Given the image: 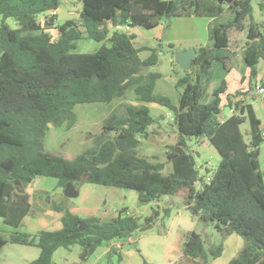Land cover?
Masks as SVG:
<instances>
[{
    "label": "trees",
    "instance_id": "obj_1",
    "mask_svg": "<svg viewBox=\"0 0 264 264\" xmlns=\"http://www.w3.org/2000/svg\"><path fill=\"white\" fill-rule=\"evenodd\" d=\"M80 1L83 9L79 17L57 24L60 0H0V218L14 227L22 224L32 206L26 188L38 176L58 178L65 187L67 183L90 182L132 189L142 203L157 202L164 195L186 189L185 203L194 217L215 223L224 236L237 233L244 238V245L227 264H264V176L257 158L264 130L253 104L245 102L258 86L254 79L264 59V28L255 21L254 0ZM258 3L263 9L264 0ZM225 9L233 17L213 25L212 41L216 48L231 50L237 49L238 42L247 41L244 61L248 74L242 81L246 79L248 84L232 95L244 98L234 101L227 95L223 99L228 87L223 80L211 101L205 102L206 86L200 73L186 74L177 82L184 88L178 105L156 94V82L162 75L145 70L158 63V53L136 47L132 28L153 29L167 17L215 18ZM10 18L17 28L7 23ZM110 25L127 29L111 33ZM52 28L57 29V36L50 33ZM83 33L97 41L109 37L112 45L95 52H72ZM144 50L152 53L142 59L139 54ZM198 51L191 67L209 68L219 58L206 48ZM132 90L137 100L166 106L174 115L179 141L168 146L169 174H165V162L150 161L138 153L141 138L148 137L154 121L144 105H126L125 115L113 112L104 121L103 135L115 132V137L102 139L72 160L45 150L44 136L50 125H75L77 104L110 102ZM226 106H235V114L221 123L220 114ZM246 120L250 123L249 141L241 129ZM188 137L206 138L222 157L213 173L200 165L204 175L199 188L201 171ZM208 175L210 180L205 178ZM55 208L64 212L62 228L34 234L17 231L8 238L0 232V249L7 243L36 246L40 254L29 264H52L59 248L79 244V264H85L90 249L95 251L116 239L128 240L159 215L155 211L142 225L129 214L102 221L63 206ZM224 248L221 243L206 249L202 236L191 231L184 255L175 264H207L209 257H220ZM110 251L118 252L117 248Z\"/></svg>",
    "mask_w": 264,
    "mask_h": 264
},
{
    "label": "rangeland",
    "instance_id": "obj_2",
    "mask_svg": "<svg viewBox=\"0 0 264 264\" xmlns=\"http://www.w3.org/2000/svg\"><path fill=\"white\" fill-rule=\"evenodd\" d=\"M259 1L254 0L252 5L256 21L261 22L264 19V9L260 8ZM82 9L83 3L80 0H60V6L56 11V23L62 24L69 19L79 17ZM46 14L48 15L50 12ZM232 17L233 13L229 9H225L215 18L205 16L167 17L153 29L132 28L131 31L136 36L134 40L136 47H149L156 49L158 53V63L145 70L147 73L159 72L162 75L156 82L155 93L169 97L174 104L178 105L184 88L177 86V82L186 74L195 76L200 73L206 86L204 101L210 102L214 90L223 80L230 77L231 72L241 73L246 66L243 57L244 51L233 52L227 48H216L212 41L213 25L226 22ZM43 19L45 21L46 18L42 17ZM1 22L2 18L0 17V24ZM7 23L13 28L18 27L12 18L8 19ZM117 29L122 31L126 27L116 28L110 25L111 33ZM49 31L52 35H58L56 28L49 29ZM111 45L112 41L109 37L97 41L83 33L82 37L76 41L72 52H95L103 46L110 47ZM192 48L196 51L206 48L212 52L214 57L219 58H216L209 68L201 69L199 65H194L189 70H185L177 62L176 57L178 53ZM151 53L152 50H144L139 55L145 59ZM256 82L258 85L261 83L259 75L257 79H254V83ZM252 92L254 95L248 97V101L255 105L264 130V93L255 94L256 87H253ZM128 104L148 107L154 118L148 128V137L141 138L138 147L139 155L150 161L165 162V174H169L171 163L167 159L168 146L176 145L179 141L174 115L166 106L137 100L133 90L129 91L125 97L115 98L110 102L77 104L74 108L77 118L75 125L71 128H68L66 124L50 125L44 136L45 150L72 160L77 155L96 146L102 139L106 137L113 139L116 135L115 132H111L108 136L103 135L104 121L113 112L125 115V107ZM222 113L229 116L231 114L229 107H224ZM241 129L245 139L249 141V120L242 124ZM197 139L188 137V146L194 151L198 165L209 167L213 173L222 157L206 138ZM257 158L264 176V142L257 150ZM65 188L60 184L58 178L36 177L26 188V191L32 195L30 216L44 215L48 209L60 216L59 214H64V212L58 211L56 206L68 208L69 204H73L81 209L79 215L82 217L95 216L102 221H110L122 213L135 216L138 222L143 225L148 217L155 214V211L159 212V215L154 217L153 223H150L153 225L151 228L142 231L141 229L145 225L133 233L134 241L132 243L129 242V239L105 242L90 254L85 264H145V261L148 264H175V261L180 260L184 255V243L191 231L202 236L206 249L224 243L225 248L222 255L218 258L209 257L206 261L207 264H227L245 243L241 235L233 233L224 236L216 228L215 223L206 224L194 217L185 203L186 189L174 195H164L157 202L142 203L139 200L138 192L132 189L80 182L75 185L78 196L67 197ZM166 209H168V214L165 213ZM61 226L60 220V226H55L53 229H59ZM17 231L28 233V228L23 224L19 227L8 225L4 223L3 218H0V232L4 237L8 238ZM112 248H117L118 252L110 251ZM39 251L36 246L7 243L0 249V264H29L37 258ZM81 252L82 247L79 244H75L69 249L61 247L55 252L52 264H73L80 261Z\"/></svg>",
    "mask_w": 264,
    "mask_h": 264
},
{
    "label": "crops",
    "instance_id": "obj_3",
    "mask_svg": "<svg viewBox=\"0 0 264 264\" xmlns=\"http://www.w3.org/2000/svg\"><path fill=\"white\" fill-rule=\"evenodd\" d=\"M262 9V8H261ZM264 9V8H263ZM188 17H197V16H188ZM255 18V17H254ZM256 21V19H255ZM258 22V21H256ZM258 23H261L262 24V27L264 28V19L261 20V22H258ZM127 29V28H126ZM242 43V46H240V44ZM247 46V41L246 40H243V41H240V43L238 42V47L236 50H231L233 52H236L238 50H242L244 51L245 48ZM243 48V49H242ZM229 49V48H227ZM243 57H244V54H243ZM258 72H259V76L261 78V83H262V80H264V59H261L259 64H258ZM230 77H228L226 79V82H227V91L222 95L223 99L227 98V95H230V97H232V99L234 101H240L244 98L243 95H240L238 96L237 98H234V96H232L236 91L240 90V89H244L245 87H247V80L245 79V81L243 82L242 81V78H245V76L248 74V70L246 68V66L244 67V69L242 70V72H237V73H230ZM256 94V93H255ZM249 97V96H248ZM248 97L245 98V102L246 103H250L248 101ZM224 101V100H223ZM233 108H235V106H232ZM253 107H254V110H255V113L257 115V117L260 119V117L258 116L257 114V110H256V107L255 105L253 104ZM261 120V119H260ZM261 127H262V124H261ZM263 130V129H262ZM30 195V202L32 201V195L29 191H27ZM32 203V202H31ZM68 209L75 213V214H78L80 213V210L78 208V206H75L73 204H69L68 205ZM32 208V207H31ZM85 210V209H84ZM31 211V210H30ZM58 213H61V212H58ZM60 216H57L55 214V212H53V210L51 209H48L45 211L44 215H40V214H34L33 216H30V212L25 216L22 224L24 226H27L28 228V233L30 234H34V233H37L38 231L40 230H57V229H53L55 226L59 227L60 226V220H61V223H62V217H63V214H59ZM62 226H63V223H62ZM61 226V228H62ZM60 229V228H59ZM239 245V244H238ZM28 246V245H27ZM40 250V249H39ZM107 252V251H106ZM39 254H40V251H39ZM39 256V255H38ZM37 256V257H38ZM80 261H77V262H74L73 264H79Z\"/></svg>",
    "mask_w": 264,
    "mask_h": 264
},
{
    "label": "water",
    "instance_id": "obj_4",
    "mask_svg": "<svg viewBox=\"0 0 264 264\" xmlns=\"http://www.w3.org/2000/svg\"><path fill=\"white\" fill-rule=\"evenodd\" d=\"M219 3H223L224 1L226 2H231L232 0H216ZM197 54V51L195 49H188L185 51H182L177 54L176 60L177 62L185 69L189 70L192 66L193 60L195 59ZM65 195L67 197H77L78 192L75 190V186L72 183H67L66 188H65ZM153 225L148 224L145 227H143L141 230L144 231L148 228H151ZM90 252H93V249H90Z\"/></svg>",
    "mask_w": 264,
    "mask_h": 264
},
{
    "label": "built area",
    "instance_id": "obj_5",
    "mask_svg": "<svg viewBox=\"0 0 264 264\" xmlns=\"http://www.w3.org/2000/svg\"><path fill=\"white\" fill-rule=\"evenodd\" d=\"M262 82H264V80H262ZM264 93V85L262 84V83H260L257 87H256V94L257 95H260V94H263ZM229 109H230V115L229 116H225V115H223V113H221L220 114V121H221V123H223L225 120H227V118L228 117H230L231 115H233V114H235V109L233 108V107H229ZM263 136H264V133H263ZM198 167L200 168V175H199V180L197 181V187L199 188L201 185H202V180H201V178H203V169L201 168V166L200 165H198ZM207 180H210L211 179V176L210 175H208V176H206L205 177ZM134 241V239H133V237L131 236L130 238H129V242H133Z\"/></svg>",
    "mask_w": 264,
    "mask_h": 264
}]
</instances>
